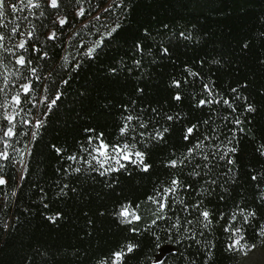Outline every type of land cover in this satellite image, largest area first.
Returning <instances> with one entry per match:
<instances>
[{
    "label": "trees",
    "instance_id": "16d2710c",
    "mask_svg": "<svg viewBox=\"0 0 264 264\" xmlns=\"http://www.w3.org/2000/svg\"><path fill=\"white\" fill-rule=\"evenodd\" d=\"M3 11L0 264H252L264 0Z\"/></svg>",
    "mask_w": 264,
    "mask_h": 264
},
{
    "label": "rangeland",
    "instance_id": "374dc122",
    "mask_svg": "<svg viewBox=\"0 0 264 264\" xmlns=\"http://www.w3.org/2000/svg\"><path fill=\"white\" fill-rule=\"evenodd\" d=\"M124 213L126 212H123V214ZM163 249H159L158 252L155 254L154 256L155 260H158L160 258V256L162 255ZM250 262L252 264H264V251L260 249L256 250V252L250 258Z\"/></svg>",
    "mask_w": 264,
    "mask_h": 264
},
{
    "label": "snow or ice",
    "instance_id": "6c2138e0",
    "mask_svg": "<svg viewBox=\"0 0 264 264\" xmlns=\"http://www.w3.org/2000/svg\"><path fill=\"white\" fill-rule=\"evenodd\" d=\"M55 3H56V0H53V5H55ZM4 8H5V0H0V16H3L4 15V11H3ZM61 23H63V21ZM20 47H23V44H21ZM19 63H21V64L24 63L23 58L20 59ZM189 131H191V129H189ZM3 183H4V181L2 179H0V184H3ZM161 206L163 207V205H161ZM124 214L127 215V213H124ZM203 215H204L205 218H207L208 213L205 212ZM239 243H240V241H238V240L235 241L234 244L232 245V247H236V245H238ZM128 250L131 251L132 250V247L129 246V249Z\"/></svg>",
    "mask_w": 264,
    "mask_h": 264
}]
</instances>
